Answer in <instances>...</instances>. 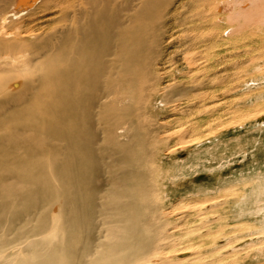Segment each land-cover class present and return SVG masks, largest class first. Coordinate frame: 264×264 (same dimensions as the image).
<instances>
[{
  "label": "bare ground",
  "instance_id": "6f19581e",
  "mask_svg": "<svg viewBox=\"0 0 264 264\" xmlns=\"http://www.w3.org/2000/svg\"><path fill=\"white\" fill-rule=\"evenodd\" d=\"M170 1L0 0V231L6 226L11 235L38 220L37 243L54 245L32 248L21 263L61 264L84 251L92 256L90 245L70 253L57 244L71 233L79 243L100 232L106 223L97 218L105 216L120 234L110 235L101 264L132 262L136 248L150 247L138 238L148 225L140 201L147 196L149 155L142 122L151 115L152 67ZM214 9L230 11L232 20L245 15L250 24V17L264 18V0H222ZM41 18L57 25L43 33L41 22L34 23ZM185 94L172 91L160 103ZM53 229L60 236L52 238Z\"/></svg>",
  "mask_w": 264,
  "mask_h": 264
},
{
  "label": "rangeland",
  "instance_id": "374dc122",
  "mask_svg": "<svg viewBox=\"0 0 264 264\" xmlns=\"http://www.w3.org/2000/svg\"><path fill=\"white\" fill-rule=\"evenodd\" d=\"M221 2L171 0L167 6L152 67L151 115L142 122V148L149 155L147 196L140 201L148 225L138 238L148 239L150 247L136 248L126 264H264V118L252 120L264 114V18L250 17V24L245 15L232 20L230 11L215 14ZM44 19L34 22H41L43 33L57 25ZM185 89L177 104L160 103ZM103 218L100 232L79 243L71 233L57 244L70 253L90 245L92 256L83 250L78 259L61 264L104 263L110 235L120 231L110 224L111 216L97 222ZM37 221L11 235L6 226L0 231V262L11 255L7 264H26L21 260H29L27 251L54 246L37 243L43 236ZM50 234L60 236L61 229Z\"/></svg>",
  "mask_w": 264,
  "mask_h": 264
}]
</instances>
